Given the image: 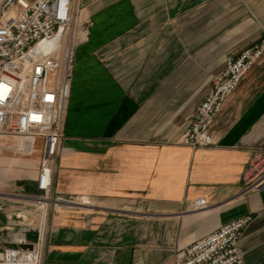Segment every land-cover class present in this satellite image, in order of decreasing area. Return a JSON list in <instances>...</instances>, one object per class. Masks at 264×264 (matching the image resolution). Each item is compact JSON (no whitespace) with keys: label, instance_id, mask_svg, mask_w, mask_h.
I'll return each instance as SVG.
<instances>
[{"label":"crops","instance_id":"1","mask_svg":"<svg viewBox=\"0 0 264 264\" xmlns=\"http://www.w3.org/2000/svg\"><path fill=\"white\" fill-rule=\"evenodd\" d=\"M73 1L92 25L53 167L50 196L62 201L35 205L38 166L18 176L0 190V249L40 236V264H173L249 215L240 264H264V189L242 193L251 153L264 148V53L211 124L214 144L178 142L226 57L264 37V0Z\"/></svg>","mask_w":264,"mask_h":264},{"label":"built area","instance_id":"2","mask_svg":"<svg viewBox=\"0 0 264 264\" xmlns=\"http://www.w3.org/2000/svg\"><path fill=\"white\" fill-rule=\"evenodd\" d=\"M91 25L90 17L73 0H0V136L24 138L30 150L40 139L37 194L32 197L39 207L62 201L50 196L53 167L76 48L87 40ZM263 53L264 37L226 57L225 68L213 76L189 126L179 137L180 144L191 148L214 144L211 124L243 75ZM242 182V193L264 189V148L252 151ZM204 205L205 199L198 198L196 206ZM249 220V215L229 220L178 250L173 264H240L242 252L238 243ZM42 253L40 236L30 244L10 236L0 249V264H40Z\"/></svg>","mask_w":264,"mask_h":264},{"label":"rangeland","instance_id":"3","mask_svg":"<svg viewBox=\"0 0 264 264\" xmlns=\"http://www.w3.org/2000/svg\"><path fill=\"white\" fill-rule=\"evenodd\" d=\"M39 156L35 147L30 150L24 138L0 136V190L13 188L18 176L28 181L37 170Z\"/></svg>","mask_w":264,"mask_h":264},{"label":"bare ground","instance_id":"4","mask_svg":"<svg viewBox=\"0 0 264 264\" xmlns=\"http://www.w3.org/2000/svg\"><path fill=\"white\" fill-rule=\"evenodd\" d=\"M1 195V194H0Z\"/></svg>","mask_w":264,"mask_h":264}]
</instances>
